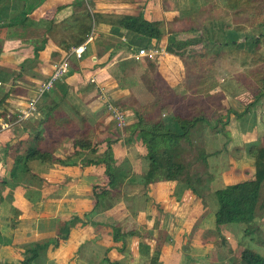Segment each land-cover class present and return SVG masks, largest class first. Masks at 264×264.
Wrapping results in <instances>:
<instances>
[{
    "label": "crops",
    "instance_id": "0c3cea01",
    "mask_svg": "<svg viewBox=\"0 0 264 264\" xmlns=\"http://www.w3.org/2000/svg\"><path fill=\"white\" fill-rule=\"evenodd\" d=\"M87 10L102 14L141 11L146 17L163 21L165 0H0V97L10 90L0 103V261L18 262L28 255L24 251L25 244L47 241L46 247L40 249L43 264H109L104 257L114 249L109 251L104 246L108 243L103 240L106 235L103 228L107 227L105 231L127 232L125 237L130 240L134 247L132 253L136 255H132L133 264H147L154 251L158 252V264H175L176 260L178 264H185L180 262L177 253L174 257L171 253V257L163 261L164 251L154 250L155 233L162 224L164 212L170 215L173 208L189 204L200 214L201 199L180 181L143 185L144 148L134 133H127L138 120L132 114L123 119L120 129H124L122 137L125 141L128 139V147L124 146L122 152L121 141L111 134L116 120L107 108L111 105L123 114L113 102L132 91L130 70L136 66L132 64L133 58H138L135 52L139 48L156 46L158 40L145 37L140 41V35L105 21L92 25L83 41L86 49L81 58L70 57L66 72L48 91L57 103L56 110L61 117L75 125L79 126L84 120L89 126L88 113L94 116V133L83 141L89 147L74 149L69 136H45L47 124L42 121L38 89L65 55L67 49L59 47L58 42L73 44L72 36L76 34L72 27L67 30L65 23ZM35 48L37 55H33ZM32 98H36L34 108L25 117L18 118V112L24 110ZM75 116L79 117V124ZM141 120V124L148 123ZM37 134L45 140L59 139L45 158L26 159L25 150ZM107 145L115 164L128 160L126 166L122 163L118 167L128 168L129 174L122 180L117 195L98 199L95 212L89 213L95 202L92 191L105 183L106 176L103 163L82 162L102 157L98 153ZM58 159L66 160V163ZM17 161L26 162L29 171L17 185H3L1 181ZM245 172L250 176L252 169ZM218 187L216 178H210L208 189L213 191ZM25 191L33 192V196L25 198ZM119 214L125 217L119 218ZM74 216L79 219L71 223ZM127 217L139 226L143 220V225L152 234L144 237L137 230L124 228ZM153 221L155 228H151ZM165 221L168 222L166 217ZM195 224L196 219L186 230L179 228L178 233L189 236L185 237L182 246L189 241L186 239L192 238L189 233H195L192 230ZM65 227L68 231L61 239L58 236L64 233ZM223 233L227 234V229ZM110 239L113 242L109 243L116 247L119 241ZM113 264H117L116 261Z\"/></svg>",
    "mask_w": 264,
    "mask_h": 264
},
{
    "label": "rangeland",
    "instance_id": "374dc122",
    "mask_svg": "<svg viewBox=\"0 0 264 264\" xmlns=\"http://www.w3.org/2000/svg\"><path fill=\"white\" fill-rule=\"evenodd\" d=\"M255 2L259 3L260 6H264V0H255ZM236 10V8H226L223 5V0H165V15L163 14L165 18L161 21V37L157 39V44L154 46L156 53L152 57H149L151 59L149 65H142L137 62V59L140 60L143 56L133 58L132 64L136 65V67L134 66L133 70H130V75L133 76V82L130 81L132 91L130 95L121 99V101H127L130 107L139 110L142 114L141 118L146 122H150L152 118L156 117L155 108L152 106L155 103L153 102V98H156L155 94L159 93V91L165 92V96H168V98L165 97V101L170 104L161 112V115L175 114L186 121L194 116H198L199 113L204 114L213 125V128L207 129L203 122H196L189 128L190 147L182 144L185 146L184 158L191 164L189 168L190 172L196 173V175H202L204 172L207 185L210 178H216L217 185L220 186H224L226 181L227 183H235L247 179L249 174L245 171L252 169V159L246 155L244 144L256 140L264 142V95L262 94L258 101H253L252 96L253 89L260 87L255 79L264 76V35L258 36L259 29L249 28L248 22L242 21L246 13L237 14ZM174 16L177 20L170 24ZM233 19L238 20L235 22ZM205 20L208 21L204 22ZM185 21H189L191 24ZM217 22L226 23L230 27L238 28L237 31L242 35L257 36L255 37L258 43L257 48L248 52L246 49L239 50L233 43L217 44L202 40L200 31L203 29L204 24L206 27L214 24L213 30H210L209 34L214 40L219 38L218 32L214 29ZM170 26L177 32H171V34L168 30ZM190 26L197 27L199 31L186 32L182 30ZM200 28L202 29L200 30ZM143 38L145 37L140 36V41H143ZM247 38L249 39V37ZM242 39L243 37L237 41H241ZM185 40H195V43L184 48L182 55L178 56L175 53L167 51L168 46L183 43ZM192 48H201L206 53V58L211 60L212 64L209 73L212 74L216 82L215 88L211 91L214 95L211 93V97L207 100L205 99L206 101L204 100L206 105H202L201 108L197 104L202 103V95L192 93L191 89L186 90L182 94L185 84H189L192 77V72H189L187 69V66L192 61L191 58H187V54L190 53ZM254 58H260V60H252ZM254 67L258 71L257 75L251 74ZM140 77H143V81L144 79L149 81L150 83H148L152 88L150 85L146 86L140 80ZM165 83L170 84V91L165 87ZM216 92H219L220 95ZM220 105L222 108H220ZM201 109L203 112H200L202 111ZM226 109L230 110H228L230 113L227 121L224 119V111ZM122 112L125 120L128 118V115H133L128 110H123ZM231 112L245 113L240 124V120H236L234 113ZM78 118L75 116L77 124L80 123ZM251 118H253V121H251ZM93 120L94 116L88 113L87 121L89 122L90 134L92 135L95 130V128L92 129ZM112 127L114 129V132H111L112 137L119 138L121 141L120 150L123 152L124 146L128 147V142L122 137L124 129H120L121 127H118L116 124H113ZM215 129L217 132H215ZM44 130L45 136H53V138L54 136H60L56 131L54 133L53 129L47 128V130ZM224 130L228 132L227 138L223 133ZM49 139L51 138H47V140ZM93 143L96 144L95 141ZM200 146H203L206 152L219 150L216 155L208 158L209 164L205 171L202 166H199L198 162L194 161L196 147ZM131 150H134L133 146ZM105 151L99 152L98 155L103 156ZM123 160L119 164H115L112 158L113 168L120 166L122 163L126 166L128 160ZM122 170H125L126 175L129 174L128 168L124 167ZM4 178H7V176H4ZM95 190L97 191L98 188ZM211 193L210 191L205 196L204 201L206 203L204 205L202 203L200 206V214H198L199 211L189 204L177 209L173 208V214L165 215V212L163 213L164 216L161 217L160 221L162 224L155 233L156 238L154 241V250L160 249L164 251L163 255L165 258H163L165 260L163 259V261H167V258L171 257V253L172 257L177 253L180 262L185 264H237L242 248H249L259 254L264 253V216L262 208L258 206L264 196V183L259 190V201L255 209L256 220L252 224H257L259 229L251 233V235L242 233L241 224L234 222L219 227V231L216 233L213 216V208L216 203ZM32 194H29V191H25V198H31ZM90 211L91 213L95 212L94 208ZM198 215H202L200 216L201 218ZM188 216L191 218H187ZM118 217L125 216L119 214ZM165 217L168 219V222L165 221ZM194 219H196V224L192 230H195V233L192 234L190 232L189 234L192 235V238L186 239L189 241L185 243V246H182L185 237L188 238L189 236L178 233V230L180 227L185 230L189 228L188 226H191ZM125 220L126 224L124 228L137 230L144 237H149L152 234L148 232L149 228L147 229L143 225V220L140 221V226L135 221V223L132 222L128 217ZM153 225L154 221L151 228H155ZM103 227L101 226L100 228ZM105 229L107 227L103 228L104 234L106 233L103 240L108 244L104 246L109 251L111 249L114 250L108 252V255L104 257V261L109 264H113L114 261L117 264H133V256L135 254L132 251L134 247L133 245L131 246L130 240L128 241L125 237L127 232L123 231V245H120V242H118L116 247H112L113 241L110 238H112L113 232L112 230L105 231ZM225 229H227V234L223 233ZM22 238L25 240V237ZM109 241L112 242L109 243ZM40 249L44 248H39L38 257L34 262L36 264L44 263L43 254H41ZM184 260L187 262H184ZM175 264H178L177 260Z\"/></svg>",
    "mask_w": 264,
    "mask_h": 264
},
{
    "label": "trees",
    "instance_id": "16d2710c",
    "mask_svg": "<svg viewBox=\"0 0 264 264\" xmlns=\"http://www.w3.org/2000/svg\"><path fill=\"white\" fill-rule=\"evenodd\" d=\"M223 5L229 9L236 8L237 10L235 12L237 14H241L242 12L246 13L242 21H247L249 28L259 29L260 32L257 34L258 36L264 35V6H260L259 3L255 2V0H223ZM176 20L177 18L174 16L170 24ZM237 20L238 19H233L235 22ZM239 20L241 21L240 18ZM100 21H105L117 28H122L125 31H129L148 39L153 38L157 40L161 35L160 31L162 22L157 19L146 17L141 11L135 14H102L87 10L81 14L73 16L71 21L67 22V24L65 23L64 26H67V30L70 27L73 28L76 35L72 36V43L77 45L86 39L91 31L92 25ZM207 21L208 20H205L204 22ZM185 22L191 24L189 21ZM213 25L214 24H211L210 26L206 27L204 24L202 27L203 29L200 28V30H203L200 31L202 40L215 42L217 44L233 43L239 50L246 49L248 52L257 48L258 43L255 38L257 36L254 37L242 35L237 31L238 28L230 27L229 24H224L222 22H217V25L214 28L219 35V38L214 40L209 34L210 30H213ZM168 30L170 33L177 32L171 26ZM182 30L186 32L199 31L197 27L193 26ZM241 37H243V39L241 41H237ZM247 37H249V39ZM194 43L195 40H185L183 43L176 44L174 46H168L167 51L180 56L182 55L184 48L189 45H193ZM58 46L67 49L69 45L65 44L64 42H58ZM37 50L38 49L36 48L34 49L33 55H37ZM133 50H135V47H133ZM187 58H191L192 60L190 62L191 64L187 66L188 71L192 72V77L190 79L191 81L189 80L190 83L187 85L185 84L182 94L185 93L186 90L191 89L192 93L202 95V103H195L201 108L202 105H206L205 101L211 97V93H213L211 91L216 85L214 80L215 78H213L212 74L209 73L212 62L206 58V53L201 50V48H192L190 53L187 54ZM255 59L260 60V58H254L252 60ZM150 61L151 59L147 56H143L140 58V60L137 59V62L141 63L142 65H149ZM24 64V62L21 63V67L24 66ZM251 74H258V71H256L255 67L253 68V73ZM142 79L143 77H140V80L146 86L150 85L149 81H146L145 79L143 81ZM255 80L260 87H258V89L253 87L254 89L252 96L253 101H258L260 96L262 94L264 95V76L258 77ZM57 81L58 79L55 80V82ZM165 87L168 88V91L171 90L169 89L170 84L165 83ZM8 92H10V90L0 97V103H2L5 97L8 96ZM216 93L220 95L219 92ZM155 95L156 98H153V102L155 103L152 107L155 108L156 117L152 119L150 118L151 120L147 124H141V112L133 107H130L127 101L119 100L113 102L115 106H118L123 110L131 111L138 120L130 126L127 133L128 135L134 133L135 137L140 141L144 148L143 159L146 161V170L141 177L142 184L147 185L157 181H180L184 187L189 188L195 196L199 197L201 199V203L204 205L206 203L204 198L207 194H209L204 172L202 175L191 173L189 170L191 164L189 161L185 160L183 154H185L184 147H190L188 134L189 128L191 126H193L198 121L203 122L207 129L213 128V125L209 119L201 113H199L198 116H194L186 121L175 114H169L166 116L165 114L161 115V112L165 110L166 106L170 105L165 101V97L168 98V96H165V92L161 91H159V93L157 92ZM162 98L164 99L159 100ZM38 99H40L42 102L39 108L43 113L42 121L46 122L47 124V126H45L46 130L47 128H50L51 130L53 129V131H56L60 134L59 137H72L71 145L74 149L89 147V144L85 145L83 143V141L88 140L90 135V126H88L84 120H81L80 125L77 126L72 123L71 120L61 117L62 115L56 110L57 103L50 97L48 91L41 92ZM220 108H222L221 105ZM228 110L229 109H226L224 111L225 121H227L230 113V110ZM200 112H203V110ZM231 113H234L236 120H240L239 124L245 116V113L243 112ZM251 121H253V118H251ZM215 132H217V130ZM223 133L227 138L228 132L224 130ZM58 139H51L47 141L41 137V135H35L32 140V144L25 150L26 159H31L34 157L45 158L46 155L50 153L53 145L57 143ZM126 141H128V139H126ZM182 143L185 144V146H183ZM244 147L246 155L252 159V172L250 176L247 179L240 180L235 183H227L224 186H220L211 191V196L214 197L216 203L213 208L216 233H218L220 226L233 222L241 224V231L244 234L251 235V233H254L259 229L257 224H252L254 223V220H256L255 209L259 201V190L261 185L264 183V142L256 140L245 143ZM92 150L94 149L92 148ZM105 150V154L102 157L97 159H85L82 162V164L103 163L104 165L106 181L98 188L97 191L94 189L92 191V197L95 200L93 208L96 207L98 199L117 195L120 192L121 182L126 177L125 170H122L124 167L113 168L108 145L106 146ZM218 151L219 150L206 152L203 146L198 148L196 147L194 161L198 162L199 166H202L205 171V169L208 167L207 158L211 155H216ZM58 161L66 163V160L64 161L58 159ZM28 171L29 170L26 162H13L7 174V178H3L1 183L8 187H13L14 185H17V183ZM31 176L34 175L31 174ZM258 206L262 208L264 216V196ZM89 213L91 212L89 211ZM78 219L79 217L74 216L70 222L72 223ZM67 231L68 227H65L64 233L59 234L58 237L61 239L65 238ZM123 235V233L113 229L112 238L113 240H118L120 245H123ZM47 243V241L27 243L24 245V251L28 253L26 257L18 262H8L3 260L0 261V264H32L38 257L37 250L39 248L46 247ZM157 259L158 252L154 251L151 254L147 264H158ZM237 264H264V253L259 254L249 248H242L240 250Z\"/></svg>",
    "mask_w": 264,
    "mask_h": 264
},
{
    "label": "built area",
    "instance_id": "2783aa9c",
    "mask_svg": "<svg viewBox=\"0 0 264 264\" xmlns=\"http://www.w3.org/2000/svg\"><path fill=\"white\" fill-rule=\"evenodd\" d=\"M85 49H86V46L84 42L77 44V45H74V44L69 45L65 52V55L54 65L50 76L47 78L46 81H44L40 85L38 89V95H40V93L43 91H49L52 88L54 81L57 80L63 73L66 72L68 68L69 58L70 57H73L76 59L81 58ZM155 53H156V48L153 46H149L148 48H139L135 52V56L136 57H142V56L152 57ZM35 101H36V98L30 99L28 104L24 108V110H21L18 112L19 113L18 118L25 117L29 113V111L34 108ZM107 108L111 110L112 116L116 120V125L118 127H121L123 125V119H124L123 114L119 110L112 107L111 105H107Z\"/></svg>",
    "mask_w": 264,
    "mask_h": 264
}]
</instances>
